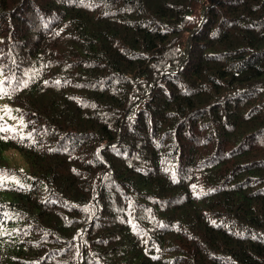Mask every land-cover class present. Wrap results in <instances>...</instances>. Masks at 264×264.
Wrapping results in <instances>:
<instances>
[{
    "label": "trees",
    "instance_id": "16d2710c",
    "mask_svg": "<svg viewBox=\"0 0 264 264\" xmlns=\"http://www.w3.org/2000/svg\"><path fill=\"white\" fill-rule=\"evenodd\" d=\"M0 100V264H264V0H0Z\"/></svg>",
    "mask_w": 264,
    "mask_h": 264
},
{
    "label": "rangeland",
    "instance_id": "374dc122",
    "mask_svg": "<svg viewBox=\"0 0 264 264\" xmlns=\"http://www.w3.org/2000/svg\"><path fill=\"white\" fill-rule=\"evenodd\" d=\"M0 112L7 119H10L11 121H13L15 123H19L20 126L22 125V123H20L21 119H20L19 115L12 113L10 106H8L6 103H4L1 100H0ZM3 157L4 158L7 157L9 163L18 169H21L22 167H26V165L23 163L22 157H20L16 152H14L12 150L5 151L3 153ZM17 179L19 180V178L15 177V176L7 177V178H4V177L0 178V180H6L9 182H14Z\"/></svg>",
    "mask_w": 264,
    "mask_h": 264
},
{
    "label": "snow or ice",
    "instance_id": "6c2138e0",
    "mask_svg": "<svg viewBox=\"0 0 264 264\" xmlns=\"http://www.w3.org/2000/svg\"><path fill=\"white\" fill-rule=\"evenodd\" d=\"M0 131H8L7 129L0 128Z\"/></svg>",
    "mask_w": 264,
    "mask_h": 264
},
{
    "label": "clouds",
    "instance_id": "9594fccd",
    "mask_svg": "<svg viewBox=\"0 0 264 264\" xmlns=\"http://www.w3.org/2000/svg\"><path fill=\"white\" fill-rule=\"evenodd\" d=\"M21 123V122H20ZM19 124V123H18Z\"/></svg>",
    "mask_w": 264,
    "mask_h": 264
}]
</instances>
